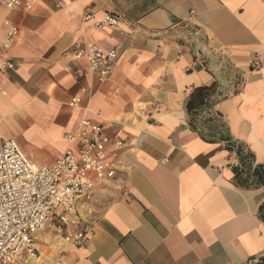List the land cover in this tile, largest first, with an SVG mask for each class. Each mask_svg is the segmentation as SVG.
I'll list each match as a JSON object with an SVG mask.
<instances>
[{"label":"crops","instance_id":"0c3cea01","mask_svg":"<svg viewBox=\"0 0 264 264\" xmlns=\"http://www.w3.org/2000/svg\"><path fill=\"white\" fill-rule=\"evenodd\" d=\"M91 15L90 19H85ZM110 15L116 26L97 27ZM17 33L9 49L2 43ZM115 52L99 82L69 51ZM0 146L51 166L82 119L126 142L114 189L77 207L88 237L35 236L39 264L264 260V0H33L0 7ZM211 88L188 114L194 91ZM73 97L79 107H69ZM69 227L64 235L72 234Z\"/></svg>","mask_w":264,"mask_h":264},{"label":"built area","instance_id":"2783aa9c","mask_svg":"<svg viewBox=\"0 0 264 264\" xmlns=\"http://www.w3.org/2000/svg\"><path fill=\"white\" fill-rule=\"evenodd\" d=\"M33 0H0L8 10L22 8L30 11ZM86 15L85 19H90ZM118 20L110 15L96 23L97 27L116 26ZM17 29H12L2 48L11 47ZM75 60H86L87 71L99 82L112 72L115 52H103L91 43L76 44L69 51ZM6 62L0 71L11 69ZM80 99L73 97L69 107H79ZM68 148L51 166H35L28 161L12 140L0 146V264H28L37 261L39 253L35 236L51 228L68 245H81L88 237L86 227H80L77 207L87 204L98 191L103 196L118 188L116 174L120 167L118 155L126 142L117 135L108 136L106 128L82 119L80 129L66 135ZM69 227L72 234L64 235ZM64 252L53 261L39 264H64Z\"/></svg>","mask_w":264,"mask_h":264},{"label":"trees","instance_id":"16d2710c","mask_svg":"<svg viewBox=\"0 0 264 264\" xmlns=\"http://www.w3.org/2000/svg\"><path fill=\"white\" fill-rule=\"evenodd\" d=\"M210 90L211 88H199L194 91L185 105L188 114L200 109L204 105L205 98L209 96ZM260 264H264V260Z\"/></svg>","mask_w":264,"mask_h":264},{"label":"rangeland","instance_id":"374dc122","mask_svg":"<svg viewBox=\"0 0 264 264\" xmlns=\"http://www.w3.org/2000/svg\"><path fill=\"white\" fill-rule=\"evenodd\" d=\"M88 202H89V201H88ZM93 211H94V205H93V204H89V203H87V206H84V207L80 210L81 215H83V216H86V215H88V214H91V213H93ZM43 233H48V231L46 230V231H44Z\"/></svg>","mask_w":264,"mask_h":264}]
</instances>
